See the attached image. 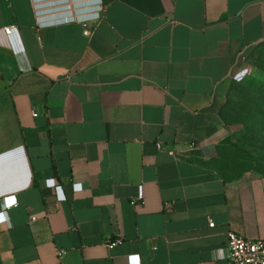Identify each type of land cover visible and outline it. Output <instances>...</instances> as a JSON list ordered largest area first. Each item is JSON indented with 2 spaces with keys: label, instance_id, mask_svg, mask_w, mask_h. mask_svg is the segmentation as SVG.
<instances>
[{
  "label": "crops",
  "instance_id": "obj_1",
  "mask_svg": "<svg viewBox=\"0 0 264 264\" xmlns=\"http://www.w3.org/2000/svg\"><path fill=\"white\" fill-rule=\"evenodd\" d=\"M263 42L264 0H0V264H231L229 232L264 239V179L215 166Z\"/></svg>",
  "mask_w": 264,
  "mask_h": 264
},
{
  "label": "rangeland",
  "instance_id": "obj_2",
  "mask_svg": "<svg viewBox=\"0 0 264 264\" xmlns=\"http://www.w3.org/2000/svg\"><path fill=\"white\" fill-rule=\"evenodd\" d=\"M264 83V43L242 58V64L235 74L226 95V101L237 102L251 97L244 94ZM237 84L243 87L232 93ZM225 119L233 131L232 155L226 158L218 154L215 160L217 170L227 178L244 173H253L264 179V121L258 114L246 116L234 114L232 108L225 109ZM250 129L252 134H250Z\"/></svg>",
  "mask_w": 264,
  "mask_h": 264
},
{
  "label": "built area",
  "instance_id": "obj_3",
  "mask_svg": "<svg viewBox=\"0 0 264 264\" xmlns=\"http://www.w3.org/2000/svg\"><path fill=\"white\" fill-rule=\"evenodd\" d=\"M84 27V35L87 37H91L93 35L94 29L92 23L88 20L83 21ZM14 27L8 26L4 28V32L7 36H10L13 32ZM36 115V114H35ZM192 148V146H190ZM158 151H166L170 156L174 157L176 160H182L183 153L177 151L173 148H169L168 146L158 143L157 144ZM17 206L14 204L13 206L5 205L4 209L0 212V217H3L0 220V230L2 226L7 222L6 212L8 209ZM210 227H214V224L211 223ZM228 239V258L231 264H264V239H247L235 232H229ZM115 243L109 244V247H113ZM130 264H141L140 258L138 256L130 257Z\"/></svg>",
  "mask_w": 264,
  "mask_h": 264
},
{
  "label": "trees",
  "instance_id": "obj_4",
  "mask_svg": "<svg viewBox=\"0 0 264 264\" xmlns=\"http://www.w3.org/2000/svg\"><path fill=\"white\" fill-rule=\"evenodd\" d=\"M263 43L253 47L252 49L262 45ZM250 51L248 52V54L250 53ZM241 87H243L242 84H237L236 87L232 90V93L234 92V90L238 91V88ZM244 94L251 98H249L248 100H238L237 102L227 101V103L223 106V111L225 112V109L232 108L234 114L244 113L246 116H255L256 114H258L262 121H264V83L259 84L252 91L247 90ZM250 134H252L251 129ZM231 153L232 151L230 146L221 147L218 150V154H223L226 158L231 157Z\"/></svg>",
  "mask_w": 264,
  "mask_h": 264
},
{
  "label": "snow or ice",
  "instance_id": "obj_5",
  "mask_svg": "<svg viewBox=\"0 0 264 264\" xmlns=\"http://www.w3.org/2000/svg\"><path fill=\"white\" fill-rule=\"evenodd\" d=\"M3 219V217H0V220H2Z\"/></svg>",
  "mask_w": 264,
  "mask_h": 264
}]
</instances>
